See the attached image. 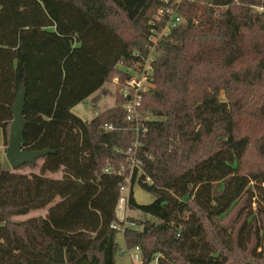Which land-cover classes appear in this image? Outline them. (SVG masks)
Wrapping results in <instances>:
<instances>
[{"label":"trees","instance_id":"obj_1","mask_svg":"<svg viewBox=\"0 0 264 264\" xmlns=\"http://www.w3.org/2000/svg\"><path fill=\"white\" fill-rule=\"evenodd\" d=\"M169 1L0 0L4 141L25 85V148L54 151L18 169L0 157V264H117L121 230L145 264H264V13L250 7L264 0L179 5L185 21L160 43L140 132L122 97L91 119L73 111L146 54ZM137 137L140 174L125 153ZM39 161L40 173L20 172ZM130 172L128 207L153 217L141 228L117 216ZM51 204L47 217L12 219Z\"/></svg>","mask_w":264,"mask_h":264},{"label":"built area","instance_id":"obj_2","mask_svg":"<svg viewBox=\"0 0 264 264\" xmlns=\"http://www.w3.org/2000/svg\"><path fill=\"white\" fill-rule=\"evenodd\" d=\"M169 3V0H166ZM253 12L262 14L264 13V3L263 4H254L250 5ZM185 21V18L180 15L177 11V6L174 1L171 2L166 8L161 9L151 20V33L149 36L150 45L147 48V52L140 53L135 52L137 57H140L138 61H135L134 64L130 65V68L127 67L126 73L127 78L123 83L120 96L124 99L123 108L126 110L127 115L126 119L132 124H135L136 130L140 132L141 122L145 120H151V116H145L140 107L142 106L144 94L147 93L153 85L154 79V62L157 59L159 54V46L163 39L169 36V34L180 27ZM145 127V125L143 124ZM106 130L113 129V125L106 124L104 126ZM144 129L143 132H145ZM141 142L139 137L126 149L125 153L128 156L130 168H137L139 174L142 172V160L138 156L139 147ZM131 175L125 178L121 186V197L119 199V204L117 207V216L120 221L126 222L123 213L128 207V196L130 191V181ZM125 215V214H124ZM135 228V224L131 225ZM113 228H120L118 223L112 225ZM135 251L141 253L140 247H136ZM142 254V253H141Z\"/></svg>","mask_w":264,"mask_h":264},{"label":"rangeland","instance_id":"obj_3","mask_svg":"<svg viewBox=\"0 0 264 264\" xmlns=\"http://www.w3.org/2000/svg\"><path fill=\"white\" fill-rule=\"evenodd\" d=\"M173 1H174L175 5L177 6V10H178L179 5H181L186 0H173ZM157 13H155L152 16V18ZM127 67L130 68V65L129 66H123L122 64H120L117 67V71L111 76V78L105 84V86L101 90H99V91L95 92L93 95H91L85 101L78 104L73 109V111L77 115L84 117L85 119H91L94 115H96L98 112H101L102 110H105L107 108L115 106L118 103L122 104V98L120 96V90H121L123 83L126 81V78H127V76L124 75L126 73L125 71H126ZM148 115H150V114H148ZM144 116H146V115H144ZM7 146H8V144H6L4 141L3 129L0 127V157H1V162L3 165L11 168V166H10V164L6 158ZM258 162H259V160H257L255 156H250V159H249L250 164H254V163L256 164ZM41 163H42V161H39L38 166L34 167V168L25 167L23 169H20V172L28 173V174L32 173V172L40 173ZM127 168H128V166H125V168H122V169L125 170ZM46 174L50 177H55V178H61L62 177V172L46 173ZM138 198L140 201H144V198L141 197L140 195H138ZM52 206L53 205L51 204L46 208L33 210V211H31L25 215L13 216L12 219L15 221H24L26 219H29V218H32L35 216L47 217L49 214V209ZM257 207L258 206L256 205V203H254L253 209H256ZM121 213H123V217H125L126 223L124 225L130 226V227H132L131 225H133V223H134L135 227L141 228L142 227L141 222H144L146 220H151L153 218L151 215H147V214L145 215L138 210H134V209H131L128 207L125 209V212L121 211ZM124 225L122 226V229L125 227ZM123 231L121 230L116 234V242L118 244V249H117V253H116L117 264H145L142 260V255L140 252L135 251V249H128L127 248ZM148 264H157V260L153 259Z\"/></svg>","mask_w":264,"mask_h":264},{"label":"water","instance_id":"obj_4","mask_svg":"<svg viewBox=\"0 0 264 264\" xmlns=\"http://www.w3.org/2000/svg\"><path fill=\"white\" fill-rule=\"evenodd\" d=\"M27 88L23 85L18 93L14 105L12 106L14 119L11 122L9 144L6 149V158L12 169H18L24 164L34 163L44 158L51 152L50 148L41 150H28L25 148V131L27 120L24 115L26 105Z\"/></svg>","mask_w":264,"mask_h":264},{"label":"crops","instance_id":"obj_5","mask_svg":"<svg viewBox=\"0 0 264 264\" xmlns=\"http://www.w3.org/2000/svg\"><path fill=\"white\" fill-rule=\"evenodd\" d=\"M135 198L139 203H150L153 200V195L143 190L139 185L134 187ZM138 195L144 198V201H140ZM129 208V207H128ZM139 211V210H138Z\"/></svg>","mask_w":264,"mask_h":264}]
</instances>
